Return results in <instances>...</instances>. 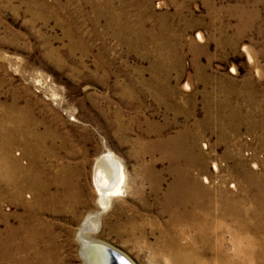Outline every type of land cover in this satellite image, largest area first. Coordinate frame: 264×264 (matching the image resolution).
Listing matches in <instances>:
<instances>
[{
    "label": "rangeland",
    "instance_id": "374dc122",
    "mask_svg": "<svg viewBox=\"0 0 264 264\" xmlns=\"http://www.w3.org/2000/svg\"><path fill=\"white\" fill-rule=\"evenodd\" d=\"M155 77L161 101L143 85ZM13 102L40 136L72 141L75 157L65 161L81 168L84 206L73 217L44 214L61 264H83L76 232L102 210L91 177L106 154L123 167L124 195L111 199L93 237L134 264H171L155 228L169 220L161 212L175 181L182 189L195 179L213 196V224L227 226L198 248V261L221 264L222 238L228 264H264V0H0V119ZM13 154L29 164L23 146ZM23 211L0 200V218ZM132 216L144 220L145 239L112 231ZM184 235L188 244L193 234Z\"/></svg>",
    "mask_w": 264,
    "mask_h": 264
},
{
    "label": "bare ground",
    "instance_id": "6f19581e",
    "mask_svg": "<svg viewBox=\"0 0 264 264\" xmlns=\"http://www.w3.org/2000/svg\"><path fill=\"white\" fill-rule=\"evenodd\" d=\"M162 84V81H158L156 77L151 82L143 83L148 93L160 101L164 93L157 91ZM14 104L16 105L13 102V105L7 108L0 119V200L7 199L24 208V211L15 214L12 218L8 215L0 218V223L5 227L4 233L0 232L2 234L0 264L5 261L10 264H61L62 261L56 259L54 253L56 235L50 230L51 226L45 220L44 214L65 213L73 217L78 209L84 206L85 199L83 200L80 192L75 189L80 184L81 168L78 170L65 161L66 156L69 160L75 157L72 141L52 130L40 136L35 121L15 111ZM48 138L49 146L46 142ZM179 138L182 139V134ZM19 145L23 146L24 153L29 157L30 162L26 166L21 165L17 155L13 154ZM184 148L188 151L186 147ZM194 149L195 144L192 140L189 150ZM48 159L54 160L51 176L46 163ZM193 162L190 163L191 167L197 165ZM187 173H184L186 177L189 174ZM91 178L98 195L97 204L102 210L88 214L76 232V239L80 244L79 255L83 264H112L109 262L107 249L120 254L130 264H134L117 249L93 237L98 233L100 217L109 208L111 199L124 195L123 167L111 154L99 156L94 160ZM179 180L175 181V185L173 184L175 192L169 194L163 203L161 214H167L169 220L164 227L155 228L158 234L157 250L160 255L167 256L171 264H202L203 262L198 261L201 256L198 248L201 247L204 251L208 246L210 247L214 240L213 236L221 235L227 230V226L226 223L213 224V196L208 188L200 187L198 181L187 178L183 180V188L179 189L177 188L180 184ZM204 181L207 183L208 180L204 178ZM158 190L157 184L152 186L150 193L156 198ZM25 192L32 193L30 201H26L23 197ZM149 207L150 205L146 204V208ZM11 219H15L18 225L15 227L10 225ZM143 221L139 217H127L123 223L117 222L112 231L118 237H125L129 242L135 239L143 240L147 235V227ZM150 225L155 224L150 223ZM185 232L193 234L188 244L182 243ZM222 245V238L215 240V246L219 248L216 251L219 262L228 264L227 255L221 249ZM121 264L126 263L121 262Z\"/></svg>",
    "mask_w": 264,
    "mask_h": 264
},
{
    "label": "water",
    "instance_id": "95a60500",
    "mask_svg": "<svg viewBox=\"0 0 264 264\" xmlns=\"http://www.w3.org/2000/svg\"><path fill=\"white\" fill-rule=\"evenodd\" d=\"M108 252L109 255V262L112 264H121V262H125L126 264H130L126 259H124L123 257H121L120 254L116 253V252H112L109 251L108 249L106 250Z\"/></svg>",
    "mask_w": 264,
    "mask_h": 264
}]
</instances>
